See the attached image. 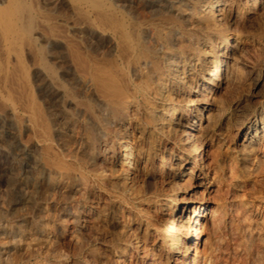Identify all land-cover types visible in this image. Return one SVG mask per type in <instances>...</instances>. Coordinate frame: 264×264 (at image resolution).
<instances>
[{
    "label": "bare ground",
    "instance_id": "obj_1",
    "mask_svg": "<svg viewBox=\"0 0 264 264\" xmlns=\"http://www.w3.org/2000/svg\"><path fill=\"white\" fill-rule=\"evenodd\" d=\"M256 48L264 0H0V143L19 172L0 264H264V209L241 193L264 105L236 123L241 163L220 174L214 152Z\"/></svg>",
    "mask_w": 264,
    "mask_h": 264
},
{
    "label": "rangeland",
    "instance_id": "obj_2",
    "mask_svg": "<svg viewBox=\"0 0 264 264\" xmlns=\"http://www.w3.org/2000/svg\"><path fill=\"white\" fill-rule=\"evenodd\" d=\"M254 50H252V52L250 50V52L247 53V58L251 61L252 67L254 69L253 73H249L244 70L241 81H238L239 83L237 82L233 84V87H229V90H227V94L225 97V104L227 103L225 106L226 112L227 116H230V119L227 122L223 123V128H221V132H223L224 134V140L218 142V144L214 147V152L216 153L215 165H218L220 167V171L222 172L220 174H224L226 164L230 162H232L233 164L241 163V157L239 155L238 149L243 140L237 133L236 123L243 121V119H245L248 114L253 113L254 106H258L259 110L260 107L264 105V48H256ZM11 62L16 64V61L14 60H12ZM15 64L11 66L10 63V69L11 67L13 69V66H15ZM2 105L3 104L0 105V109L3 107ZM1 112L2 111L0 110V113ZM262 143L257 145L254 156H256V159L264 160V144ZM13 163L14 162L11 155L5 149V147L3 148V144L1 145L0 143V202L8 200V193L6 192L9 191V189L12 187L11 185L14 184L15 178H17L19 175V172L16 169L15 164ZM245 180V187L243 188V192H241L242 194H244V196H242L243 201L248 204L250 203V205L252 204L253 207L261 206V208L264 209V163L260 164V166L253 173L245 176ZM9 186L11 187L9 188ZM169 191H167V193H170ZM0 204H2V207L0 206V216H2V214L5 213V210L7 209L6 205H4V208L3 202H1ZM20 213V211L14 213L15 217H13V221L20 218ZM1 218L0 224H5L4 219ZM225 229L226 228L221 229L219 232H216L211 236L212 239L210 238L214 241H212L213 247H211L213 248L214 252H216L217 254L219 253V256H227L232 249L233 233L230 230ZM215 241L222 245L221 249L223 251L218 250L217 247L219 246V244L216 243L215 245ZM33 260H42L43 262L47 261L46 263L52 261L51 259L45 260V257L43 255L37 256L36 258L34 257ZM33 260L32 258H30L29 260L24 261L34 262Z\"/></svg>",
    "mask_w": 264,
    "mask_h": 264
}]
</instances>
